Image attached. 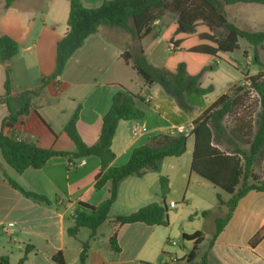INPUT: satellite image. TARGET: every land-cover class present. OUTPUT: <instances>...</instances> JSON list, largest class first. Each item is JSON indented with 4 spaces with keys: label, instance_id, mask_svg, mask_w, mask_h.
<instances>
[{
    "label": "crops",
    "instance_id": "1",
    "mask_svg": "<svg viewBox=\"0 0 264 264\" xmlns=\"http://www.w3.org/2000/svg\"><path fill=\"white\" fill-rule=\"evenodd\" d=\"M79 1L83 7L92 9L108 0ZM225 11L228 20L239 29L264 31V5L235 4L227 6ZM68 13L69 0H15L7 8L5 0H0V36L10 37L19 47L15 57L6 63L0 62V132L6 136L57 153H74L75 146L64 132L65 124L78 111L76 128L80 138L87 145L96 143L112 97L123 88L142 98L137 106L145 116L138 121L119 122L111 144L115 157L110 164L119 167L149 138L170 134L178 126L192 129L194 119L219 96L229 93L234 84L243 81L241 75L212 99H207L209 94L204 96L203 107L192 110L194 116L188 119L171 99L161 94L158 85H145L131 65L123 61L121 55L133 45L130 37L121 31L100 27L71 55L56 81L42 84V79L53 73L56 46L67 32ZM175 20V13L165 12L154 22L152 32L140 41L147 62L155 68H161L171 54L170 46L160 36ZM149 39L151 45L146 44ZM157 39L166 45L165 52L155 45ZM225 55L219 54L212 64L221 65ZM7 70L11 85L8 97L14 105L22 92L39 91L30 100L27 114L12 127L3 126L8 116L2 100ZM137 123L145 124L148 134L134 140L131 128ZM189 140L192 141L190 149L186 143L182 156L164 158L159 172L128 177L120 182L108 219L92 238L87 228L79 229L75 237L67 235L66 230L74 224L72 217L78 204L97 206L109 193V183L101 189L94 187L100 171L97 157H53L42 168L27 169L18 175L5 164L0 152V257L6 256L10 264H16L25 247L30 246L25 264H55L51 256L58 252L64 264H78L82 244L87 242L85 264H163L184 260L194 244L184 241L182 236L198 232L202 236L194 251L197 263L206 258L208 264H264V237L254 248L249 245L255 235L264 233V193L250 191L240 199L228 223L212 242L215 220L227 213V208L219 205V198L226 203L230 196L191 172L193 138ZM160 176L168 180L164 199L168 225L115 224L117 216L160 203ZM7 178L27 191L45 196L50 205L25 198ZM169 202L176 206L168 208ZM203 213L207 214L203 216ZM105 224L108 228L101 231ZM115 232L119 253L113 252L109 243Z\"/></svg>",
    "mask_w": 264,
    "mask_h": 264
},
{
    "label": "trees",
    "instance_id": "2",
    "mask_svg": "<svg viewBox=\"0 0 264 264\" xmlns=\"http://www.w3.org/2000/svg\"><path fill=\"white\" fill-rule=\"evenodd\" d=\"M15 0H5V8ZM235 4L264 5V0H108L100 6L87 9L79 0H69L67 32L57 43L55 66L42 84L56 81L61 75L71 55L79 49L85 39L97 33L100 27L119 30L130 37L133 43L130 50L124 51L121 58L131 65L145 85L153 82L158 85L161 94L173 100L185 114L195 108L203 107V97L212 93L211 85L202 88L199 80L212 66L219 54H231L239 50V41H245L253 50L254 64L260 66L257 49L264 45V31L250 32L239 29L228 20L225 8ZM165 12L175 13L176 20L160 36V40L169 45L171 54L161 68L151 66L143 53L140 41L153 30V24L162 18ZM19 52L18 44L8 36H0V62L6 63ZM247 58V52H243ZM243 84L232 87L227 94L219 96L200 116L192 121L189 137L182 134H163L149 138L145 145L135 148L126 164L113 167L115 155L111 149L113 137L121 121L142 120L145 112L137 103L142 98L121 88L111 100L108 112L101 120L100 134L96 143L85 144L80 138L76 123L78 111L65 124L64 132L75 146L74 153H57L43 149L35 144L17 140L0 132V152L3 161L16 174L21 175L27 169L38 170L45 163L58 156L70 155L74 159L94 156L100 161V171L95 177V189L110 184L107 197L97 206L78 204L73 213V226L66 230L67 235L75 237L79 229L87 228L92 238L96 230L107 221L116 197L118 186L128 177H142L148 172H159L164 158H179L186 150L188 138H193L191 172L219 188L230 196L219 205L227 208V213L215 220L212 242L228 223L237 203L248 192L264 193V179H257L252 168L264 162V72L248 76L243 74ZM9 71H6L4 83L5 103L8 116L4 127H12L28 111L30 100L39 91H25L18 95L14 105L8 97L10 92ZM254 94L258 110L254 119H237L233 128H227L224 120L235 113L243 104L246 92ZM250 117V116H249ZM246 139V140H245ZM243 141V142H242ZM242 142V143H241ZM246 146V149L243 148ZM252 179V183H247ZM9 184L25 198L37 203L50 205L43 196L20 187L7 178ZM168 192V180L159 177L160 203H151L127 215L117 216L114 223L125 225L142 223L147 226L168 225L167 207L164 203ZM207 213H203L205 216ZM201 233L183 235L184 241L193 242L194 247L184 260H174L163 264H208L206 258L194 261V251L201 242ZM264 237V233L255 235L249 245H255ZM111 249L119 253L116 232L109 239ZM31 247H25L23 256L16 264H25ZM88 243L82 244L78 264H85ZM55 264H64L60 252L51 256ZM0 264H10L8 257H0Z\"/></svg>",
    "mask_w": 264,
    "mask_h": 264
},
{
    "label": "rangeland",
    "instance_id": "3",
    "mask_svg": "<svg viewBox=\"0 0 264 264\" xmlns=\"http://www.w3.org/2000/svg\"><path fill=\"white\" fill-rule=\"evenodd\" d=\"M119 31V30H117ZM127 38H129L127 36ZM151 45V39L146 41V44ZM155 45L158 46V48H161L162 50H166V45L161 43L159 39L155 40ZM239 50L227 54L223 57L225 62L221 63V65H215L212 64L211 68L205 72L203 77L200 79L199 83L202 87H206L211 85L213 87V91L209 96L207 97L208 100L215 97L217 94H219L224 88L227 86V84H230L234 81H236L237 78H239L241 75L245 74L246 71H249L252 74H256L260 71H264V47L258 48L257 53L259 60L261 62V65H255L254 64V56H253V50L251 47L248 46V44L245 41H239ZM148 49V48H146ZM247 50L248 51V58H244L243 52ZM247 74V73H246ZM244 82L236 83L233 85V87H240ZM233 89V88H232ZM231 89V90H232ZM246 92V91H245ZM244 102L241 107H238L236 109L235 113L232 114L230 117L226 118L224 120V125L227 128H233L234 122L237 119H244V120H253L255 113L258 110V105L256 104V99L254 97V94L246 92L245 95H243ZM173 101V100H172ZM174 102V101H173ZM175 103V102H174ZM197 109V108H195ZM188 119L193 118L194 114H187ZM250 116V117H249ZM246 140V139H245ZM243 142V141H242ZM241 142V143H242ZM192 141L189 140L187 142V149L189 150L191 147ZM246 149V146L243 147ZM252 173L257 179H264V162H261V164L256 165L252 168ZM247 183H252V179H248ZM230 199V197H229ZM108 223V222H107ZM108 227L107 225H103L101 227V231L106 230ZM85 232H88L85 229ZM85 234V233H84ZM85 237L84 235H81V238ZM173 241V240H172Z\"/></svg>",
    "mask_w": 264,
    "mask_h": 264
},
{
    "label": "built area",
    "instance_id": "4",
    "mask_svg": "<svg viewBox=\"0 0 264 264\" xmlns=\"http://www.w3.org/2000/svg\"><path fill=\"white\" fill-rule=\"evenodd\" d=\"M192 129H187L185 126H178L173 129V131L170 133L171 135L174 134H182L185 137L190 136V132ZM148 134V129L145 124L137 123L131 128V135L134 140H139L143 137H145ZM176 204L174 202H169L168 208H174ZM11 226V225H8ZM171 245H175L174 242H170Z\"/></svg>",
    "mask_w": 264,
    "mask_h": 264
},
{
    "label": "water",
    "instance_id": "5",
    "mask_svg": "<svg viewBox=\"0 0 264 264\" xmlns=\"http://www.w3.org/2000/svg\"><path fill=\"white\" fill-rule=\"evenodd\" d=\"M152 84H153V82H150V83H149V85H152Z\"/></svg>",
    "mask_w": 264,
    "mask_h": 264
}]
</instances>
